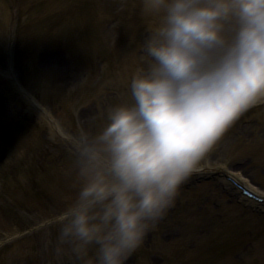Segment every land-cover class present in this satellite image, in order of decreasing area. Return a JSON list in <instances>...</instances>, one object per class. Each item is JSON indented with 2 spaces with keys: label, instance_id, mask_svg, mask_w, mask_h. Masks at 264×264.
I'll return each mask as SVG.
<instances>
[{
  "label": "rangeland",
  "instance_id": "1",
  "mask_svg": "<svg viewBox=\"0 0 264 264\" xmlns=\"http://www.w3.org/2000/svg\"><path fill=\"white\" fill-rule=\"evenodd\" d=\"M49 1L53 12L38 10ZM2 2L8 17L0 20V72L12 71L69 139L39 129L26 100L0 79V264H79L71 254H57V231L46 221L76 193L78 133L97 131L107 109L128 98L143 26L135 0ZM246 120L238 125L246 132L234 123L209 161L247 160L237 167L264 191V107L241 115ZM215 183L180 190L126 264H264V221L235 206ZM219 252L224 258H216Z\"/></svg>",
  "mask_w": 264,
  "mask_h": 264
},
{
  "label": "clouds",
  "instance_id": "2",
  "mask_svg": "<svg viewBox=\"0 0 264 264\" xmlns=\"http://www.w3.org/2000/svg\"><path fill=\"white\" fill-rule=\"evenodd\" d=\"M141 62L128 98L74 143L76 193L48 221L57 254L126 264L191 176L264 104V0H135Z\"/></svg>",
  "mask_w": 264,
  "mask_h": 264
},
{
  "label": "bare ground",
  "instance_id": "3",
  "mask_svg": "<svg viewBox=\"0 0 264 264\" xmlns=\"http://www.w3.org/2000/svg\"><path fill=\"white\" fill-rule=\"evenodd\" d=\"M258 115H259V113H258ZM252 127H253V126H252ZM245 129H246V127H245L244 130H243L244 132H246ZM207 165H208V164H207ZM247 165H248V163L245 164V167H246ZM207 167H209V166H207ZM209 170H211V169H206V171H209ZM211 171H213V170H211ZM214 171H215V170H214Z\"/></svg>",
  "mask_w": 264,
  "mask_h": 264
}]
</instances>
